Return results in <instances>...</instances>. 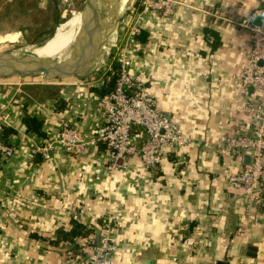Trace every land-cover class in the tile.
<instances>
[{"label": "crops", "instance_id": "obj_1", "mask_svg": "<svg viewBox=\"0 0 264 264\" xmlns=\"http://www.w3.org/2000/svg\"><path fill=\"white\" fill-rule=\"evenodd\" d=\"M177 1L170 17L144 13L147 40L135 38L129 54L131 71L195 139L162 164L145 166L131 156L125 170L108 174L101 144L82 155L56 146L48 160L31 153L42 138L28 132L24 112L42 121L44 141L61 120L91 138L102 124L103 66L90 78L56 83L0 78V113L8 120L4 131L11 130L4 140L15 148L13 157L0 159V264H69V249L96 239L107 217L117 244L109 264H264V199L244 214L230 179L247 156L222 146L250 128L248 106L262 95L240 76L252 46L242 23L264 9V0ZM71 220L92 232L52 244ZM188 237L196 239L193 246L184 244ZM248 246L256 248L254 257Z\"/></svg>", "mask_w": 264, "mask_h": 264}, {"label": "built area", "instance_id": "obj_2", "mask_svg": "<svg viewBox=\"0 0 264 264\" xmlns=\"http://www.w3.org/2000/svg\"><path fill=\"white\" fill-rule=\"evenodd\" d=\"M178 4L177 0H138L139 7L129 10L127 19L122 21V35L119 39L112 38L111 52L108 53L111 59L104 69L105 75L115 73V81L113 88L99 98L102 124L93 129L90 139H85L69 121L61 120L53 136L32 148V154L37 153L48 160L56 146L69 154L82 155L90 146L101 144L107 154L106 170L108 174H114L129 166L131 156H138L145 166L155 167L162 164L170 152L195 141L186 134L178 120L160 108L157 96L149 90L144 78L131 71L129 55L135 37L142 30L144 13L156 11L162 17H170ZM256 17L261 18L259 24L254 22ZM242 26L250 32L252 46L242 65L240 82L260 90L262 95L248 106L250 128L227 137L222 146L226 151L238 153L241 158L244 155L248 158L243 168L231 177L230 186L242 199L244 214L249 216L264 199V9H253ZM6 125L8 120L0 113L1 160L15 154V148L4 140ZM231 207L237 208L236 205ZM111 222L110 217L105 218L104 227L96 239L83 240L77 252L69 249V264H109L110 256L117 250L111 235ZM183 242L193 246L196 239L188 237Z\"/></svg>", "mask_w": 264, "mask_h": 264}, {"label": "rangeland", "instance_id": "obj_3", "mask_svg": "<svg viewBox=\"0 0 264 264\" xmlns=\"http://www.w3.org/2000/svg\"><path fill=\"white\" fill-rule=\"evenodd\" d=\"M118 1L111 0L115 6H117ZM87 3L86 0H0V51H10L18 55L34 53L32 49L42 45L50 38L59 24H64L77 14L94 8V2ZM133 8H126L122 13H118L116 34H114L116 38L119 39L122 35L121 26L124 25L122 21L127 19V16L130 14L129 10ZM101 11L104 10L101 9ZM96 25L99 29L100 24L96 22ZM111 44L112 39L110 41V47ZM110 47L109 52H111ZM86 56L81 58H88ZM107 57L101 65L105 69H107V64H109L111 59L110 55H107ZM93 74L88 75V77L94 76ZM11 76H14L16 79L20 78V75H9V77ZM30 78H37V80L43 82L56 83L75 77L49 80L44 75H31Z\"/></svg>", "mask_w": 264, "mask_h": 264}, {"label": "water", "instance_id": "obj_4", "mask_svg": "<svg viewBox=\"0 0 264 264\" xmlns=\"http://www.w3.org/2000/svg\"><path fill=\"white\" fill-rule=\"evenodd\" d=\"M94 2L97 22L101 27V34H97L94 40V52L89 62L82 66L71 64L50 65L47 62L37 59L31 55H18L10 51H0V77L9 75L31 76L44 75L46 79H66L69 77H86L97 70L105 61L108 55L110 41L116 30L118 22V10L111 0H86ZM87 3V4H88ZM103 9L104 11H101ZM260 17H256L255 23L259 24ZM96 29V27H95ZM97 31V29H96ZM248 158H245V163ZM247 255L255 256L256 248L248 246Z\"/></svg>", "mask_w": 264, "mask_h": 264}, {"label": "bare ground", "instance_id": "obj_5", "mask_svg": "<svg viewBox=\"0 0 264 264\" xmlns=\"http://www.w3.org/2000/svg\"><path fill=\"white\" fill-rule=\"evenodd\" d=\"M132 1L119 0L117 2V12L122 13L126 8L128 9L132 5ZM96 22L95 8L81 12L66 23L59 24L54 34L42 45L34 47L32 49L34 53L28 55L35 58L40 55L38 59L50 65L71 64L82 66L90 61L92 55L88 58L81 57L88 55L94 49L96 35L101 34L100 27L97 28ZM114 34L115 31L112 38H114Z\"/></svg>", "mask_w": 264, "mask_h": 264}, {"label": "trees", "instance_id": "obj_6", "mask_svg": "<svg viewBox=\"0 0 264 264\" xmlns=\"http://www.w3.org/2000/svg\"><path fill=\"white\" fill-rule=\"evenodd\" d=\"M136 6L137 4L133 5L134 8H136ZM207 33L210 35H216L212 30H207ZM147 37H148V32L146 31V29H144V27H142L140 34H138L135 38L139 41V43H144L147 40ZM113 67L115 68V64L113 65ZM106 75H109L108 79L107 77L105 78L102 87L99 89V91L102 94L109 92L113 88L115 81V73L111 74L109 72ZM22 122L25 125L28 132L34 133L36 136L42 138L40 144L44 142L43 137L45 136V133L42 127L43 123L40 119L29 114L28 112H24V115L22 117ZM9 130L10 129H6L4 132L7 133ZM56 232H57V236L54 239V241H52V244L54 245L58 244L59 241H66L69 243H73L75 241V238L85 237L89 232L92 231L85 228V226L82 223L76 220H71V227L69 230L57 229ZM74 249H76L75 251H77L79 249V245L74 244Z\"/></svg>", "mask_w": 264, "mask_h": 264}]
</instances>
